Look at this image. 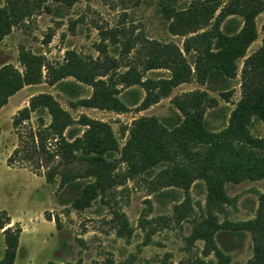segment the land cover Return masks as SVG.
Wrapping results in <instances>:
<instances>
[{"label": "rangeland", "instance_id": "374dc122", "mask_svg": "<svg viewBox=\"0 0 264 264\" xmlns=\"http://www.w3.org/2000/svg\"><path fill=\"white\" fill-rule=\"evenodd\" d=\"M4 1L0 0V6ZM195 1L203 0H79L72 6L49 3V10L36 12L0 42V68L13 65L22 71L19 61L22 51L41 56L45 61L41 82L24 87L0 110V213L7 212L12 218L11 226L19 224L22 228L15 264H219L214 253L206 252L205 241L194 237L195 229L211 214L219 223L255 217L259 198L264 194V179L228 183L225 189L231 204L220 211H209L204 181H195L188 192L177 187L161 188L155 180L170 163L128 176L127 165L120 161L133 123L142 117H154L171 128L182 116L173 101L186 93L204 91L215 98L218 104L206 111L205 125L213 132L226 128L241 99L244 60L238 62L236 78L212 74L203 84L194 78L147 109L140 107L145 97L142 88H124L120 98L128 105L125 112L83 106L81 101L92 97L93 87L73 77L55 84L48 79L47 65H63L69 51L87 61L115 59L120 65L118 71L124 72L126 65L137 63L139 53L145 51L143 38L176 44L183 49L185 37L169 31L171 18L167 9L187 10ZM233 19L237 23L231 24ZM212 24L204 30H210ZM256 24L258 38L248 49V56L263 44L264 11L257 16ZM241 25V18L231 16L224 20L221 29L227 32L229 27ZM114 29L119 31L117 40L107 34ZM127 38L139 41L128 54L123 48ZM186 57L194 68L193 55ZM169 76L170 72L164 69L145 73L146 78L152 79ZM44 93L51 94L73 117L75 124L67 136H82L85 128L78 120L87 116L110 125L117 141V150L109 152L106 158L117 163L114 174L120 178L84 210L72 206L82 185L60 188L58 180L54 184L46 182L45 170H39L38 175L32 167L8 165L10 155L20 145L18 133L26 136L30 127L37 129L41 113H34L31 122L19 132L13 127V117L28 106L32 97ZM42 114L48 124L50 118ZM249 130L253 137L264 139L263 121L253 118ZM185 202L189 212L181 219L176 208ZM116 215L127 219L130 235L120 230ZM215 242L230 256L229 264H247L253 256L248 232L220 230ZM4 251V236L0 232V260Z\"/></svg>", "mask_w": 264, "mask_h": 264}, {"label": "trees", "instance_id": "16d2710c", "mask_svg": "<svg viewBox=\"0 0 264 264\" xmlns=\"http://www.w3.org/2000/svg\"><path fill=\"white\" fill-rule=\"evenodd\" d=\"M78 1L5 0L0 6V42L36 12L49 10V3L72 6ZM167 11L171 18L169 31L185 37L183 49L176 44L143 38L145 51L139 53L137 63H128L124 72L118 71L120 65L115 59L87 61L69 51L63 65H47L48 79L55 84L73 77L93 87L92 97L81 101L83 106L125 112L128 105L120 98L124 88H142L145 97L140 107L147 109L194 78L201 84L212 74L236 78L238 62L244 60L241 99L226 128L210 131L205 125V113L217 106L218 101L204 91L190 92L173 101L182 115L178 117V123L167 128L154 117H142L133 123L121 150L120 161L127 165L128 176L170 163V167L157 175L155 183L158 187H177L188 192L195 181L202 180L207 187L209 211H220L232 202L225 189L228 183L264 179V139L253 137L249 130L253 118L264 122V41L257 51L247 55L258 38L256 18L264 11V0H203L193 2L187 10L169 8ZM231 16L241 18L242 25L231 26L224 32L221 25ZM233 23L237 21L233 19ZM211 24L210 30H204ZM118 33V29H114L107 34L117 40ZM138 43L127 38L123 43L124 52L130 53ZM189 54L195 58L194 68L186 57ZM19 61L22 71L13 65L0 68V110L24 87L38 84L43 78L45 61L41 56L22 51ZM160 69L169 71L170 76L145 77L146 72ZM34 113H41L38 127H30L25 136L19 129L27 127ZM42 113L50 118L48 124ZM12 124L19 132L20 145L10 155L8 165L17 163L32 167L38 175L39 170H45L46 182L54 184L58 180L60 188L82 185L79 196L72 202L76 210L89 208L120 178L114 174L117 163L106 158L109 152L118 148L110 125L83 116L78 120L85 128L83 135L67 136L75 121L51 94L32 97L28 106L14 115ZM176 210L181 219L189 212L186 202ZM116 218L120 230L130 235L127 219L120 215ZM11 224L12 218L2 211L0 231L4 235L5 251L0 264H15L17 258L22 228L19 224ZM220 230L248 232L252 237L253 256L247 264H264V194L259 198L253 219L219 223L211 214L195 229L194 237L205 241L206 252L214 253L219 264H229L230 256L215 242V235Z\"/></svg>", "mask_w": 264, "mask_h": 264}, {"label": "crops", "instance_id": "0c3cea01", "mask_svg": "<svg viewBox=\"0 0 264 264\" xmlns=\"http://www.w3.org/2000/svg\"><path fill=\"white\" fill-rule=\"evenodd\" d=\"M10 101V100H9ZM0 232H2V231H0ZM4 236V235H3Z\"/></svg>", "mask_w": 264, "mask_h": 264}]
</instances>
